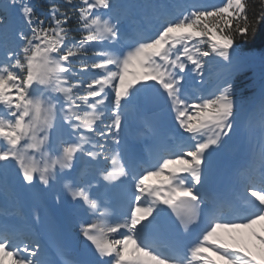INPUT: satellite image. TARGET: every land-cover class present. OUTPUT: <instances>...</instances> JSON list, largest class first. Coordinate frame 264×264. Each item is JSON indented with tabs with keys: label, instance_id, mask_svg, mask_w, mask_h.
<instances>
[{
	"label": "snow or ice",
	"instance_id": "6c2138e0",
	"mask_svg": "<svg viewBox=\"0 0 264 264\" xmlns=\"http://www.w3.org/2000/svg\"><path fill=\"white\" fill-rule=\"evenodd\" d=\"M61 2L68 11L50 0L46 20L35 16L28 0H8L19 6L26 28L16 34L19 50L0 61V177L15 167L25 186H42L55 204L61 203L60 193L52 190L62 185L74 209L83 207L90 217L79 233L91 246V264H217L209 253L222 264H264V188L248 191L254 198L248 217L202 219L213 157L234 135L240 110L234 85L225 80L211 93L196 90L194 98L185 91L191 77L203 86L216 61L231 66L237 42H250L264 24V0L258 8L257 0H225L212 9L193 5L123 54L116 51L126 41L111 16L113 0ZM70 12L77 14L78 40L71 36ZM149 93L168 104L179 139L174 150L136 176L126 164L123 127ZM59 129L68 138L53 150L50 141ZM82 167L94 169L98 180L78 182ZM121 182L132 184L128 211L109 221L92 190L100 183L122 187ZM165 209L184 234L200 226L194 242L175 254L162 250L167 243L147 237L160 231L161 218L169 215ZM15 239L0 227V264H45L37 259L38 244ZM57 255L60 264H76L62 251Z\"/></svg>",
	"mask_w": 264,
	"mask_h": 264
},
{
	"label": "bare ground",
	"instance_id": "6f19581e",
	"mask_svg": "<svg viewBox=\"0 0 264 264\" xmlns=\"http://www.w3.org/2000/svg\"><path fill=\"white\" fill-rule=\"evenodd\" d=\"M6 2L8 3V0H6ZM8 5L11 6L9 3H8ZM193 5H196L198 7L206 9V8H211L212 6H214L215 3H212V2L207 1V0H190V1H188V3H184V4L180 5L179 7L182 8V11L183 10L186 11L188 8H191ZM128 10L129 9L127 8L126 11H128ZM157 11H159V10H157ZM124 12L125 11L123 10V15H124ZM157 14H158L157 18L160 19V20H162L163 18L167 17L168 14L170 16L173 15L172 9L169 8L168 4L164 5V11L158 12ZM134 17L135 16H133V18ZM141 17H142V15L137 13V18H141ZM15 18L16 17H14V19ZM12 21H13V19H12ZM140 21L142 23L144 22L143 19L142 20L140 19ZM118 23H119V25L120 24L122 25L121 21L118 22ZM124 26H127L130 29V36H133L134 29L131 27V24H129L127 22H124ZM146 30H147V32L149 34L151 32V30H152V27L148 28ZM149 36H150V34H149ZM116 51L119 54H123L126 51L124 49V43H122L121 47L116 49ZM146 109H147L146 102H141V104H139L135 109L130 110V112L128 114V118L129 117L132 118L131 121H130L131 122V126L134 127V126L140 125L142 123V119H143V116H144V113H145ZM177 138H179V137L177 136ZM242 139H241V142H239L240 143L239 150H238L239 154L238 155L237 154L236 155L232 154L233 155V161L231 163H220L217 166H215V164L218 162V156L217 155L220 152H222V150H219L217 155H215L213 157L212 166H211V169H210V171L208 173L207 180H206V183H205L204 188H203L204 191H206V188L211 186L213 183H217L218 181H223V182H226V183H230V182H233V176H236L237 178L241 176L238 173L239 163H238L237 167L234 166V163H235V161H237V159L239 160L241 154L243 153L244 150L242 148L246 147L245 142H244L245 140H242ZM55 149H53V150H55ZM258 157H261V158H258ZM258 157H257L258 160H256L257 163H255V166H257V167H258V164L260 162L264 163V154H260V155H258ZM140 162L141 161H138L137 163H134V165L135 166H139ZM142 162H145V161L142 160ZM224 164H228V165L222 166ZM105 166L107 167L106 162H105ZM85 169H86L85 167L81 168L77 179H82V175L84 174ZM89 170H91V174L93 176L97 177L95 175V170L94 169H89ZM141 173H142V171L141 172L137 171L136 172V176L140 175ZM70 175L71 174H65V176H70ZM3 176H6L5 181L3 180L0 184L3 185L6 188V190L11 191V192L14 193V189L19 186L20 182H22L20 177H19L18 170L15 169V167L10 168L9 170H7L6 172L3 173L2 177ZM121 183L123 185L122 187H117L116 185H110V186H104L103 185V189H104L103 191H98V192H97V190L93 191V194H94L95 197H101L102 193H107L108 195H111V196L114 197V201H108L107 203L104 202V201H100V203L101 202L105 203V205L103 203L102 204H103V208H105V210L109 213V217H108L109 221L119 220L124 215H126V211L128 210V205H129V202H130V199H131L132 184L130 182H121ZM52 191L56 192V193H60V199H61V203L60 204H55L52 193L48 192L45 189H43L42 186H41V189L39 190V192L36 191V193L40 195V198L49 207H51L52 209L55 210V212L57 214V219L60 221V223L65 228H67L69 230H74V233L78 234L79 249H78V251L76 253L77 254H80V253L83 254L85 256V259L91 264V262L95 259L92 250H91V252H88V253H83L82 250H81L82 247L86 244V242L83 240V238L80 236V233H79V225L81 223L79 221H77V220H73L71 222V216H70L69 212H70V210H72L74 208L73 207V203L70 201V198L63 192L62 185L57 184ZM77 203H79V202H77ZM114 203H119L121 205V207L118 210H114L112 208V205ZM1 209H2V206H0V210ZM81 215L83 217H88L85 209H83ZM88 218H90V217H88ZM226 219H227V216H226ZM228 219H231V216ZM72 224L75 227L77 225V227H76L77 230L72 228ZM90 249H91V246H90Z\"/></svg>",
	"mask_w": 264,
	"mask_h": 264
},
{
	"label": "rangeland",
	"instance_id": "374dc122",
	"mask_svg": "<svg viewBox=\"0 0 264 264\" xmlns=\"http://www.w3.org/2000/svg\"><path fill=\"white\" fill-rule=\"evenodd\" d=\"M177 3L174 6H172V8L176 9L177 7H179L177 5ZM113 4H114V7H113V9L110 10V12H111L112 18L116 21L118 20V18L121 19V17L119 16L120 12L118 10V7L120 4H125V5L127 4L128 7L131 6L132 9H136L137 7H138V9H142L143 15L146 16L147 20L157 18L158 17L157 13L161 12L163 9L158 0H113ZM4 5H5L4 6L5 11H6V14L8 17L7 22H8V27H9V24H10L9 14L11 12V7L6 5L5 3H4ZM157 10H159V11H157ZM15 11L20 13L19 6H15ZM177 14H180V13H177ZM21 25L23 26L24 22ZM8 37H9V41H13V45H16L18 48V45H19L18 39L15 38L11 34V32H10V36H8ZM0 39H1V37H0ZM9 41L7 40L6 42H9ZM0 47H3V46L0 45ZM248 59H249L248 57L243 58V56L239 55L236 52V56L234 57L231 66H225L222 61H216L215 63H213L210 66L209 70L206 72V83L203 86H201L197 83V78L194 77V80H191V84H193L191 86L194 87L195 90H200L204 94L211 93L214 90H216L218 88V86L220 84H222L225 80L230 79L232 82V80L234 79L235 76L243 73L248 68L254 67L256 65L255 61L250 60V62H249ZM230 71H231V74H228ZM98 74L99 73H91V75H98ZM254 77L258 83H260L261 81L263 82L264 81V72H262L261 69H255ZM260 87L263 90V96H264V85H262ZM260 96L261 95H259L257 98L260 99ZM236 101L238 102L240 110H239L237 118H236V125L234 127V135H232L231 138L229 139V141H228L229 143L227 142L226 146L224 147L225 149L223 148L222 152H220L217 155L219 163L220 162H222V163L232 162L233 161V155L232 154H235V155L239 154V151H238L239 146H240L239 142H241V139L244 138V136H245V135H243L244 133L242 131V129L245 128L244 124H247L248 122H252V123L256 124L258 117L260 118V121L262 123L264 122V114H262L260 111L261 104L259 106H257V105L255 106L256 101L252 104L251 103L250 104H243L242 102H240L237 99H236ZM248 124H250V123H248ZM258 129H261V130L263 129L261 136L264 137V126L258 127ZM64 131H65V129H59V130H55L53 132L52 139L50 141L51 145L52 144L55 145L57 143L56 141L59 138L60 133L64 132ZM250 132L251 133L249 134V137L247 138V140H249L248 141L249 145H247V147L252 149L255 152V154H258L260 152V143H261L262 139H260V138L258 139V138L253 137L254 132L253 131H250ZM8 163H11V162H8ZM106 164H108V166H107L108 168L111 167V165L109 163L106 162ZM86 177H87V180L93 179V177H91L90 174H86ZM102 185L103 184L100 183L96 188L98 190H100L102 188ZM92 192H93V190H92ZM97 201L99 202L100 200H97ZM104 201H106V197H104ZM102 203L104 205H105V203L101 202V205L103 207ZM208 255L210 256V258L212 260L217 261V264H222V262H220L216 256L212 255L211 253H209Z\"/></svg>",
	"mask_w": 264,
	"mask_h": 264
},
{
	"label": "trees",
	"instance_id": "16d2710c",
	"mask_svg": "<svg viewBox=\"0 0 264 264\" xmlns=\"http://www.w3.org/2000/svg\"><path fill=\"white\" fill-rule=\"evenodd\" d=\"M50 0H33L34 14L40 19H48V8ZM62 11H68L69 6L64 5L61 0L55 1ZM259 0L256 2V7L258 8ZM73 15V21H70V25L73 29L71 36L72 38L78 40L80 38L79 34L75 31L77 24L75 20L77 19V14L70 12ZM0 18H1V29L3 37L6 39L7 31V21L5 12L0 4ZM237 53L241 56H249V62L255 61L256 65L254 67L248 68L243 73L237 75L232 80L235 88V99L239 100L243 104H248L255 99L256 91L260 84H264L262 81L258 83L254 77L255 69H261L264 72V24H261L257 35L253 40L248 43L237 42L236 44ZM263 65V66H262ZM231 74V73H230Z\"/></svg>",
	"mask_w": 264,
	"mask_h": 264
},
{
	"label": "water",
	"instance_id": "95a60500",
	"mask_svg": "<svg viewBox=\"0 0 264 264\" xmlns=\"http://www.w3.org/2000/svg\"><path fill=\"white\" fill-rule=\"evenodd\" d=\"M154 94H156V93H154ZM161 96H159V98H160ZM162 98V97H161ZM163 99V98H162ZM161 101V100H160ZM165 103V102H164ZM150 110H152L151 108H150Z\"/></svg>",
	"mask_w": 264,
	"mask_h": 264
}]
</instances>
